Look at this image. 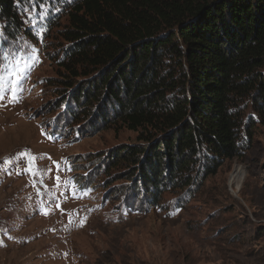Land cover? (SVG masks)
<instances>
[{
    "label": "rangeland",
    "instance_id": "rangeland-1",
    "mask_svg": "<svg viewBox=\"0 0 264 264\" xmlns=\"http://www.w3.org/2000/svg\"><path fill=\"white\" fill-rule=\"evenodd\" d=\"M69 1L15 0L17 29L0 18V52L25 47L36 57L18 100L8 89L0 100V264H264V113L245 111L244 124H255L239 155L210 174L198 159L185 187L165 175L152 198L129 178L139 163L111 156L142 143L138 132L71 115L62 79L94 72L59 66ZM166 64L177 70L175 58ZM20 153L35 157L38 175Z\"/></svg>",
    "mask_w": 264,
    "mask_h": 264
},
{
    "label": "trees",
    "instance_id": "trees-1",
    "mask_svg": "<svg viewBox=\"0 0 264 264\" xmlns=\"http://www.w3.org/2000/svg\"><path fill=\"white\" fill-rule=\"evenodd\" d=\"M16 7L0 0L11 30ZM65 8L69 45L59 66L94 72L77 84L62 79L71 115L138 132L142 143L111 156L139 163L129 178L152 198L165 175L185 187L198 159L210 174L239 155L255 124L252 116L244 124L245 111L264 113V0H70Z\"/></svg>",
    "mask_w": 264,
    "mask_h": 264
},
{
    "label": "snow or ice",
    "instance_id": "snow-or-ice-1",
    "mask_svg": "<svg viewBox=\"0 0 264 264\" xmlns=\"http://www.w3.org/2000/svg\"><path fill=\"white\" fill-rule=\"evenodd\" d=\"M2 35V33H0ZM36 60L30 48H9L7 51L0 52V100L6 98L5 90L8 89L12 102L18 100L17 93L20 89V81H22L27 72L33 66V61ZM30 157L28 166L25 171L31 175H38L40 170L35 167V157H31L30 153H20L16 158L17 162L21 159ZM8 163V161H6ZM58 179V178H57ZM59 207V205H57ZM47 215V212L43 213ZM82 226V224H81Z\"/></svg>",
    "mask_w": 264,
    "mask_h": 264
}]
</instances>
